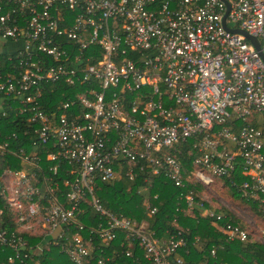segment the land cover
Wrapping results in <instances>:
<instances>
[{
	"label": "built area",
	"instance_id": "1",
	"mask_svg": "<svg viewBox=\"0 0 264 264\" xmlns=\"http://www.w3.org/2000/svg\"><path fill=\"white\" fill-rule=\"evenodd\" d=\"M226 27L255 36L260 50ZM262 57L264 0H0V118L20 131L0 140V201L17 226H2L0 208L6 264L53 246L74 264H118L135 246L146 264H182L183 230L158 237L102 205L98 184L122 177L142 180L149 214L157 175L179 188H233L264 211ZM58 83L69 92L49 106ZM193 191L185 214L247 239L248 226L221 223L219 206ZM87 206L95 225L81 220Z\"/></svg>",
	"mask_w": 264,
	"mask_h": 264
},
{
	"label": "trees",
	"instance_id": "2",
	"mask_svg": "<svg viewBox=\"0 0 264 264\" xmlns=\"http://www.w3.org/2000/svg\"><path fill=\"white\" fill-rule=\"evenodd\" d=\"M53 92L48 95L46 104L49 106L56 104L63 99L62 91L69 92V88L58 83L51 85ZM48 107V106H47ZM12 131H19L15 121L12 118H0V140L4 134H9ZM21 142L18 145H26L29 138L20 136ZM23 140L24 143L23 144ZM15 148V146H13ZM17 147V145H16ZM9 160H12L9 158ZM15 167H19L18 163L13 162ZM183 163L187 168H190V162L187 157L183 158ZM233 178L240 182L246 177L236 173ZM228 184V180H226ZM143 182L141 179L130 181L125 177L116 180L112 183H99L96 188V195L100 199L102 205L111 213L117 216H123L131 220L148 222L149 228L152 229L158 237H168L171 234L181 229L185 239V246L177 250V255L182 258V264H264V245L251 239L250 235L247 239L241 241L239 239L229 240L227 236L221 232L215 225L214 220L201 212H194L188 215L182 211L186 204L183 200L184 195L189 190H194L195 198L200 199L199 193L204 191L200 186L188 184L184 188L175 186L162 175H157L153 178V186L149 192L157 194L156 199L150 198L152 204L157 207V212L149 214L145 210L144 196L138 193V187H141ZM231 194L249 206L258 216L264 217V211L258 207V204L252 201L241 199L238 192L230 188ZM62 199V198H61ZM0 208H3L1 213L3 224L2 226L10 230H16L17 226L13 220V213L9 212L0 201ZM181 210H180V209ZM224 217L221 223L227 221L238 225L241 228H246L247 225L239 222L236 217L223 207L220 208ZM87 217H82L81 220L86 226L95 225L99 221V215L91 207H86ZM249 229V228H248ZM30 243H38L41 241L40 236L24 235ZM120 235L119 240H122ZM12 253L8 246H0V264H6L7 257ZM113 260L118 264H146L148 263L144 257L142 250L135 246L134 258L120 255L114 257ZM74 264L67 254L60 250L59 246H53L49 251L42 253L39 256L30 257L27 264Z\"/></svg>",
	"mask_w": 264,
	"mask_h": 264
},
{
	"label": "rangeland",
	"instance_id": "3",
	"mask_svg": "<svg viewBox=\"0 0 264 264\" xmlns=\"http://www.w3.org/2000/svg\"><path fill=\"white\" fill-rule=\"evenodd\" d=\"M199 197L211 206L230 210L239 222L248 226L251 239L264 245V237L261 235V231H264V217L258 216L249 206L234 197L230 190H221L218 184L200 192Z\"/></svg>",
	"mask_w": 264,
	"mask_h": 264
},
{
	"label": "water",
	"instance_id": "4",
	"mask_svg": "<svg viewBox=\"0 0 264 264\" xmlns=\"http://www.w3.org/2000/svg\"><path fill=\"white\" fill-rule=\"evenodd\" d=\"M229 10V6L227 5V11L226 13L228 12ZM226 13H225V16H226ZM225 16L223 18V20L225 19ZM226 29L230 30V31H233V32H237V33H241L243 34L254 46L257 50H260V45H259V42L257 40V38L249 33H247L245 30H242V29H239V28H234V29H230V28H227ZM261 56H263L261 54ZM263 58V61H264V57Z\"/></svg>",
	"mask_w": 264,
	"mask_h": 264
}]
</instances>
